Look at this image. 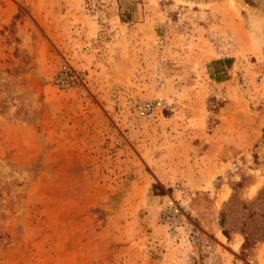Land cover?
Here are the masks:
<instances>
[{
	"label": "rangeland",
	"instance_id": "obj_1",
	"mask_svg": "<svg viewBox=\"0 0 264 264\" xmlns=\"http://www.w3.org/2000/svg\"><path fill=\"white\" fill-rule=\"evenodd\" d=\"M0 264H264V0H0Z\"/></svg>",
	"mask_w": 264,
	"mask_h": 264
}]
</instances>
